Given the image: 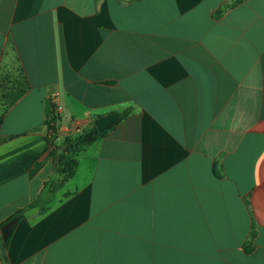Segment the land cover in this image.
I'll use <instances>...</instances> for the list:
<instances>
[{
	"label": "crops",
	"instance_id": "crops-1",
	"mask_svg": "<svg viewBox=\"0 0 264 264\" xmlns=\"http://www.w3.org/2000/svg\"><path fill=\"white\" fill-rule=\"evenodd\" d=\"M15 55L0 236L59 179L55 107L60 136L120 120L0 264H264V0H0V66Z\"/></svg>",
	"mask_w": 264,
	"mask_h": 264
},
{
	"label": "trees",
	"instance_id": "trees-1",
	"mask_svg": "<svg viewBox=\"0 0 264 264\" xmlns=\"http://www.w3.org/2000/svg\"><path fill=\"white\" fill-rule=\"evenodd\" d=\"M29 89V81L22 66H20L18 57L16 55L13 56L10 63H4L3 61L0 66V127L9 110L15 106ZM125 115L123 114L121 117L123 118ZM61 122L62 118L60 114L52 112L46 123L50 147L48 157L53 160L59 179L45 183L38 199L15 214L4 225L13 220L19 222L24 217V213L30 209L39 208L42 214L46 213L55 199L56 192L74 175L80 154L105 134V132H99L96 127H93L89 131H82L78 136H60ZM59 137H61L60 144L57 143ZM10 238L11 233L7 239L0 236L1 246L7 247Z\"/></svg>",
	"mask_w": 264,
	"mask_h": 264
},
{
	"label": "water",
	"instance_id": "water-1",
	"mask_svg": "<svg viewBox=\"0 0 264 264\" xmlns=\"http://www.w3.org/2000/svg\"><path fill=\"white\" fill-rule=\"evenodd\" d=\"M120 120L119 114H110L107 116H103L95 121V127L99 132H104L117 123ZM16 220L9 222L2 228V235L5 239H7L11 233L12 227L15 224Z\"/></svg>",
	"mask_w": 264,
	"mask_h": 264
},
{
	"label": "built area",
	"instance_id": "built-area-1",
	"mask_svg": "<svg viewBox=\"0 0 264 264\" xmlns=\"http://www.w3.org/2000/svg\"><path fill=\"white\" fill-rule=\"evenodd\" d=\"M53 112H54V113H57V114H60V113H59V109H58V107H55L54 110H53Z\"/></svg>",
	"mask_w": 264,
	"mask_h": 264
},
{
	"label": "rangeland",
	"instance_id": "rangeland-1",
	"mask_svg": "<svg viewBox=\"0 0 264 264\" xmlns=\"http://www.w3.org/2000/svg\"><path fill=\"white\" fill-rule=\"evenodd\" d=\"M65 122H67V119L65 118ZM64 135H66V136H70V135H67V134H64Z\"/></svg>",
	"mask_w": 264,
	"mask_h": 264
}]
</instances>
